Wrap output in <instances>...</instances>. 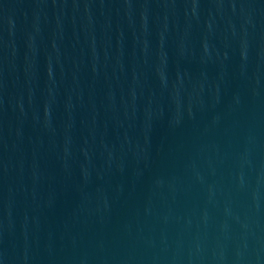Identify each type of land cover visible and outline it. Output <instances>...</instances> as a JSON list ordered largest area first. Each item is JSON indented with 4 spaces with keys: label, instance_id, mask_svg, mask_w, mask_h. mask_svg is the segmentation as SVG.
Returning <instances> with one entry per match:
<instances>
[{
    "label": "water",
    "instance_id": "obj_1",
    "mask_svg": "<svg viewBox=\"0 0 264 264\" xmlns=\"http://www.w3.org/2000/svg\"><path fill=\"white\" fill-rule=\"evenodd\" d=\"M0 264H264V0H0Z\"/></svg>",
    "mask_w": 264,
    "mask_h": 264
}]
</instances>
